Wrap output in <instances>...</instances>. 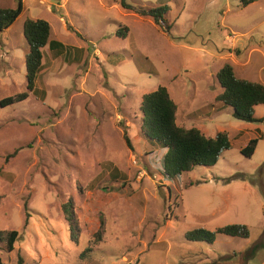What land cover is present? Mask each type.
<instances>
[{
  "label": "rangeland",
  "instance_id": "obj_1",
  "mask_svg": "<svg viewBox=\"0 0 264 264\" xmlns=\"http://www.w3.org/2000/svg\"><path fill=\"white\" fill-rule=\"evenodd\" d=\"M17 1L0 0V7L14 8ZM22 5L14 23L0 31V99L26 90L27 17L46 20L49 38L65 48L57 60L45 50L48 66L37 78L36 93L0 107V230L18 232L12 251L0 244V262L262 261L264 245L250 258L246 252L264 243V104L254 107L262 121L234 118L230 106L215 100L221 91L215 73L228 62L237 77L264 85V0L244 7L241 0ZM162 5L169 30L146 14ZM118 23L128 27L126 37L116 35ZM159 85L177 103L179 125L207 136L225 131L231 143L216 164L194 166L173 182L156 167L164 149L140 133L141 96ZM252 138L257 143L246 157L240 149ZM126 184L131 193L119 194ZM64 204L78 219L74 238ZM233 223L246 225L249 236L217 235L211 244L185 238L196 228L213 231Z\"/></svg>",
  "mask_w": 264,
  "mask_h": 264
},
{
  "label": "trees",
  "instance_id": "obj_2",
  "mask_svg": "<svg viewBox=\"0 0 264 264\" xmlns=\"http://www.w3.org/2000/svg\"><path fill=\"white\" fill-rule=\"evenodd\" d=\"M253 1L255 0H241V5L244 7ZM22 3L23 0H18L14 8L0 7V31L7 29L14 23L23 9ZM166 11L167 6L162 5L148 9L146 14L154 19L158 18L160 22L162 21L166 30H169V26L163 19V14ZM22 33L27 44V51L24 55L26 90L15 96L1 98L0 107H6L25 100L28 97V92H37V78L48 66V61L43 62L45 46L50 51L52 58H58L64 52L65 46L63 43L49 38L50 24L44 19L27 17L22 25ZM127 33L128 27L118 24L116 35L126 37ZM215 76L221 87V91L215 96V100L230 106L232 116L236 119L247 122L262 121V119L254 117V107L264 104V85L262 83L237 77L233 66L228 62H225L218 69ZM177 110L178 105L165 86L159 85L156 89L141 96L140 133L148 143L159 145L161 150L164 149L156 167L163 179L172 182L177 181L182 173L190 171L194 166L208 167L216 164L222 151L229 149L231 146L230 139L225 131H218L214 136H207L196 127L186 128L179 125L176 121ZM122 137L126 145L131 147L126 131H123ZM256 143L257 139H250L240 149V152L244 156L250 157L254 152ZM16 152L17 150H14L9 156L14 155ZM95 180H97V177ZM119 192V194L128 195L131 193V188L126 184L120 188ZM62 211L74 238V231H79L77 216L72 206L68 208L67 204L62 205ZM101 228L102 225L94 233L96 242L101 240ZM217 235L247 238L249 231L246 225L233 223L216 228L213 231L196 228L188 231L185 238L190 241H204L211 244ZM17 238L18 232L16 230H0V244L7 251L13 250ZM263 245L262 242L251 245L247 250L248 252H246V257L250 258L254 255L256 249L263 247ZM86 250H89V248H86ZM21 262V257H18L17 264H21ZM0 264L2 263L0 262Z\"/></svg>",
  "mask_w": 264,
  "mask_h": 264
},
{
  "label": "crops",
  "instance_id": "obj_3",
  "mask_svg": "<svg viewBox=\"0 0 264 264\" xmlns=\"http://www.w3.org/2000/svg\"><path fill=\"white\" fill-rule=\"evenodd\" d=\"M253 2H254V1H253ZM134 13H135V12H134ZM118 24H120V23H118ZM128 33H129V30H128ZM128 33H127V35H128ZM45 47H46V46H45ZM45 47H44V51L46 50V51L48 52L49 57H50V60H57L58 58H52L50 51H49L47 48L45 49ZM217 71H218V70H217ZM217 71H216V72H217ZM215 74H216V73H215ZM217 94H218V93H217ZM217 94H216V95H217ZM216 95H215V96H216ZM176 118H177V117H176ZM215 239H216V238H215ZM214 242H215V240H214ZM257 253H258V252H257ZM257 253H256V255H257ZM223 262H224V261H223ZM225 262H229V260H228V261H225ZM232 264H236V263L233 262ZM258 264H264V258H263L262 261H260Z\"/></svg>",
  "mask_w": 264,
  "mask_h": 264
},
{
  "label": "built area",
  "instance_id": "obj_4",
  "mask_svg": "<svg viewBox=\"0 0 264 264\" xmlns=\"http://www.w3.org/2000/svg\"><path fill=\"white\" fill-rule=\"evenodd\" d=\"M264 120V119H263Z\"/></svg>",
  "mask_w": 264,
  "mask_h": 264
}]
</instances>
